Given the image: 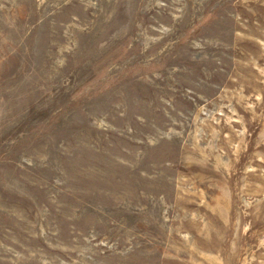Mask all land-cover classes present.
<instances>
[{
  "label": "rangeland",
  "instance_id": "rangeland-1",
  "mask_svg": "<svg viewBox=\"0 0 264 264\" xmlns=\"http://www.w3.org/2000/svg\"><path fill=\"white\" fill-rule=\"evenodd\" d=\"M0 264H264V0H0Z\"/></svg>",
  "mask_w": 264,
  "mask_h": 264
}]
</instances>
